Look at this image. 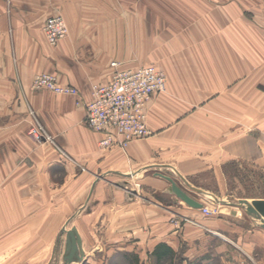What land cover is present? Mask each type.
<instances>
[{
  "label": "crops",
  "instance_id": "obj_1",
  "mask_svg": "<svg viewBox=\"0 0 264 264\" xmlns=\"http://www.w3.org/2000/svg\"><path fill=\"white\" fill-rule=\"evenodd\" d=\"M225 3L254 13L225 16ZM55 14L68 30L63 54L45 50L42 26ZM225 20L238 28L226 31ZM86 52L162 70L166 90L145 108L148 137L123 149L98 146L101 134L85 124L83 105L91 84L108 81L111 70L73 56ZM49 60L53 69L61 64L59 82L78 97L32 91ZM231 118L236 128L225 131ZM35 124L50 140L29 136ZM234 163L264 165V0H0V262L51 264L59 240L63 259L76 214L81 262L99 260L101 244L87 236L98 222L95 207L86 209L109 191L103 177L141 168L171 169L187 182L203 173L219 180L222 167ZM141 219L146 223L147 214ZM216 234L203 222L178 229L162 223L140 246L151 254L164 243L194 261L208 249L224 250ZM247 236L238 264H264V229Z\"/></svg>",
  "mask_w": 264,
  "mask_h": 264
},
{
  "label": "rangeland",
  "instance_id": "obj_2",
  "mask_svg": "<svg viewBox=\"0 0 264 264\" xmlns=\"http://www.w3.org/2000/svg\"><path fill=\"white\" fill-rule=\"evenodd\" d=\"M241 13H246L250 16L254 13V7H243L233 5V3H225V16L232 17L236 14ZM55 16H60L64 21L61 14H55L48 17L47 19ZM238 24L239 22L236 21L225 20V30L230 27L231 31H234L238 28ZM226 31L225 36L237 35L235 33L228 34V32ZM67 33L68 30L66 32V36L63 39L59 40L56 45H50L45 38V50L47 52L63 54L60 53L62 51L59 47L61 46V43L65 41ZM228 48L234 47H228L225 45V51H227ZM134 49H140V46H135ZM73 54V56L79 58L81 57V59H83L84 61H88L91 66H101L106 62L111 70L110 77L114 71V67L111 65V63L113 62L118 63L121 68H138L152 65L162 72V70H160L153 64L131 67L126 63V61H119L122 59L120 58V56L122 55L111 58V55L93 54L87 52L79 53L80 55L75 53ZM52 64L53 63L50 60L49 62H47V68H50L46 69L44 73L53 74L57 78L59 84L65 85L60 83L58 79V73H60L61 71V64L58 69H53ZM93 84L100 83H92L91 85ZM32 91H42L46 93L67 96L63 94H57L46 89L37 91L32 89ZM76 104L81 105V102L77 101ZM85 104L83 105L84 113ZM236 121V118L225 119V131H227L228 129H232L233 127L236 128V125L233 124ZM38 126L40 125L35 124L29 129L30 131L36 128L40 131L41 137H39L37 141L50 140L49 135L45 132L43 127L40 126L42 128L40 129L38 128ZM28 134L33 140H36L29 132ZM130 173H132L131 176L129 175ZM155 173L170 177L176 183V185L189 197L201 203L204 207H207L210 211V214H205L200 209H194L187 206L171 192L169 182L162 178L154 176ZM213 177L214 176H212L210 173H203L196 178H193V180H191L190 182H187L171 169L141 171V168H131L127 170L126 173L118 172L116 175L108 176L105 178L103 177L102 185L109 187V191L107 193L103 192L99 196L100 198L95 196L94 199H91L89 202V206L86 209V212H89L95 207L94 218L98 220L96 225L94 227L92 226L90 232L87 230V236L92 240H97V242L99 241L102 248L95 253L96 258L98 257L99 260H97L93 264H133L132 255H136L138 257L139 264H155L154 258H152L151 254L145 253L143 248H141L140 246V243L145 238H148V234H153L154 231L161 227L162 223H166V225L172 224L175 229H178L183 224L201 222H203L209 229H214L215 231H217L216 236L219 235L217 237L225 242V245L223 246L224 250H215L211 248L208 249V252L200 259H196L194 261H184L181 264H238L239 258L243 255V250L240 244L244 242V240L247 241V239L249 238L247 236V233L253 232V229H260L261 226L259 225V222H253L241 208L234 206L233 204L237 203V201L240 199H246L248 201L264 199V165L245 166L235 163L228 166L224 165L222 167L221 178L219 180H215V178ZM191 187L212 193L218 198L220 203L214 204L210 202L209 200L205 199L197 192H195V190H193ZM108 204H110V206ZM129 205L134 207L132 210L133 213L129 214L130 212H126V210H123L122 213L123 207L125 208ZM143 214H147L148 216L146 223L145 220L143 223L141 219V216ZM80 216L81 215L78 214L73 215V217L67 223V228L69 227L68 229H71V227H73V224L77 223V219L80 218ZM129 220H131L132 222L131 225H129ZM167 230L168 228L165 229V232ZM234 238L239 239L240 242H238ZM61 244L62 243H60L59 240L56 247L55 258L54 261L51 262V264H64L61 256ZM145 244H149V242H146ZM221 247L222 246L220 245L218 249H220ZM178 256H180L179 253ZM222 256L225 257V262H222V259L220 258ZM0 264L18 263L0 262ZM77 264L90 263L79 262ZM172 264H180V261L178 259H175Z\"/></svg>",
  "mask_w": 264,
  "mask_h": 264
},
{
  "label": "built area",
  "instance_id": "obj_3",
  "mask_svg": "<svg viewBox=\"0 0 264 264\" xmlns=\"http://www.w3.org/2000/svg\"><path fill=\"white\" fill-rule=\"evenodd\" d=\"M46 41L50 45L66 36V25L60 16L47 19L43 25ZM114 71L105 83L91 85V98L85 104L84 120L88 128L100 133L98 145L102 149L125 148L131 141L149 135L145 125V108L152 95L164 92V74L152 65L138 68H121L111 63ZM33 90L46 89L57 94L78 97L74 87L61 85L50 73L37 74L31 85ZM38 128L42 129L40 126ZM36 140L38 129L29 131ZM210 214L207 207L200 209Z\"/></svg>",
  "mask_w": 264,
  "mask_h": 264
},
{
  "label": "water",
  "instance_id": "obj_4",
  "mask_svg": "<svg viewBox=\"0 0 264 264\" xmlns=\"http://www.w3.org/2000/svg\"><path fill=\"white\" fill-rule=\"evenodd\" d=\"M129 175L131 176L132 174ZM159 176L169 182L171 192L187 206L194 209L202 208L203 205L201 203L195 201L183 192L170 177L161 174H159ZM191 188L210 202L214 204L220 203L218 198L212 193L194 187ZM233 205L241 208L253 222H259V225L264 229V199L251 201L240 199ZM83 257L84 252L82 249L81 238L77 229L73 226L66 232L65 253L63 256L64 264L79 263L82 261Z\"/></svg>",
  "mask_w": 264,
  "mask_h": 264
},
{
  "label": "trees",
  "instance_id": "obj_5",
  "mask_svg": "<svg viewBox=\"0 0 264 264\" xmlns=\"http://www.w3.org/2000/svg\"><path fill=\"white\" fill-rule=\"evenodd\" d=\"M133 264H139V259L136 255H132ZM151 256L154 258L155 264H172L175 259L180 261V264L185 261L184 257L180 254L173 251L169 246L164 243L156 245L151 253Z\"/></svg>",
  "mask_w": 264,
  "mask_h": 264
},
{
  "label": "bare ground",
  "instance_id": "obj_6",
  "mask_svg": "<svg viewBox=\"0 0 264 264\" xmlns=\"http://www.w3.org/2000/svg\"><path fill=\"white\" fill-rule=\"evenodd\" d=\"M199 194V193H198ZM200 195V194H199ZM202 196V195H201ZM203 197V196H202ZM203 207V206H202ZM71 264H73V263H71ZM75 264H77V263H75Z\"/></svg>",
  "mask_w": 264,
  "mask_h": 264
}]
</instances>
